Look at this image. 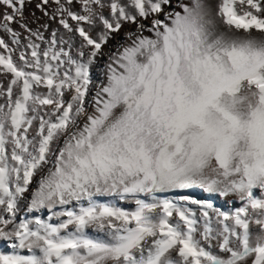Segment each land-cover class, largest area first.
<instances>
[{
    "label": "snow or ice",
    "instance_id": "snow-or-ice-1",
    "mask_svg": "<svg viewBox=\"0 0 264 264\" xmlns=\"http://www.w3.org/2000/svg\"><path fill=\"white\" fill-rule=\"evenodd\" d=\"M31 3L0 0V264H264V0Z\"/></svg>",
    "mask_w": 264,
    "mask_h": 264
},
{
    "label": "bare ground",
    "instance_id": "bare-ground-1",
    "mask_svg": "<svg viewBox=\"0 0 264 264\" xmlns=\"http://www.w3.org/2000/svg\"><path fill=\"white\" fill-rule=\"evenodd\" d=\"M39 0H32V3L30 5H28L25 9V12H26V15L29 17V19H33L31 13L32 12H35V16L40 18L41 19V22H43L44 20H46L47 18L46 17H43L42 16V13L37 10L35 8V5L36 3H38ZM36 25L33 24L32 27H35ZM55 25H53L54 27ZM127 25L125 26V30H127ZM0 35H3V33H0ZM45 35H48L47 33ZM120 39H123V32L120 33V35L117 37V40H120ZM116 44V40H112L109 42V45H108V48H112L114 45ZM108 48L105 49V51L108 50ZM105 60H106V57H101L99 62L95 65V67L92 69V75H93V78L94 80H96L97 82L101 79H103V64L105 63ZM258 192V190H257ZM216 203L223 207V208H226L227 207V204L223 203L222 200L218 199L216 201ZM238 206V205H237ZM253 231L255 232L256 231V228L255 226H253Z\"/></svg>",
    "mask_w": 264,
    "mask_h": 264
},
{
    "label": "clouds",
    "instance_id": "clouds-1",
    "mask_svg": "<svg viewBox=\"0 0 264 264\" xmlns=\"http://www.w3.org/2000/svg\"><path fill=\"white\" fill-rule=\"evenodd\" d=\"M240 96L242 98V102L246 106L247 105H251L252 107L255 106V97L252 95V91L248 89L246 85L242 88Z\"/></svg>",
    "mask_w": 264,
    "mask_h": 264
}]
</instances>
